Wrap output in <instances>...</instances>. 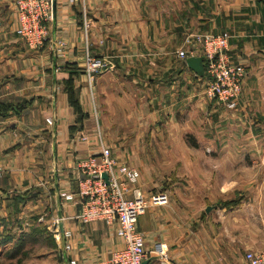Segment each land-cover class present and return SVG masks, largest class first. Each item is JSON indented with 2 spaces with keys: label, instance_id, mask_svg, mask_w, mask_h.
I'll list each match as a JSON object with an SVG mask.
<instances>
[{
  "label": "crops",
  "instance_id": "1",
  "mask_svg": "<svg viewBox=\"0 0 264 264\" xmlns=\"http://www.w3.org/2000/svg\"><path fill=\"white\" fill-rule=\"evenodd\" d=\"M17 29L16 0H0V103L7 108L0 114V264H96L122 247L116 227L71 220L80 208L59 197L77 192L75 161L97 152L78 136L95 134L97 122L112 156L139 171L145 198L169 197L138 220L146 264H163L152 253L156 243L167 251L165 264H245L243 252L264 251V0H55L41 49H29ZM224 33L232 62L245 68L234 111L209 100L207 77L185 62L196 48L190 37ZM86 49L112 67L92 89L83 73ZM180 50L189 56L179 58ZM211 109L224 136L234 132L241 141L237 147L188 144L204 138L188 125L200 116L208 125ZM176 155L193 157L180 158L186 179L160 170L158 159L171 164ZM244 190L249 195L239 197L233 215L216 220L205 207L200 218L195 206ZM57 218L73 232L68 253L53 236Z\"/></svg>",
  "mask_w": 264,
  "mask_h": 264
},
{
  "label": "built area",
  "instance_id": "2",
  "mask_svg": "<svg viewBox=\"0 0 264 264\" xmlns=\"http://www.w3.org/2000/svg\"><path fill=\"white\" fill-rule=\"evenodd\" d=\"M53 0H16L17 33L31 50L41 49L49 36L48 25L53 21ZM230 36L202 34L190 37L188 43L196 45L190 57H204L205 76L207 77L206 96L209 100L223 105L234 111L242 93L245 68L232 62L229 51ZM64 43H59V56L64 55ZM181 59L189 55L185 50L177 53ZM111 64L107 60H97L86 49L83 73L92 89L97 77L110 70ZM94 115L98 120V111L91 92ZM53 118L47 120L53 124ZM78 141L84 144H96L97 152L75 161L77 175V192H60L59 197L80 211L71 218L81 225L105 223L109 228H115V236L122 241V247L116 249L106 259L96 264H144L149 257L145 248L144 237L138 231L139 218L150 206H165L169 197L165 193H157L146 199L137 187L140 173L137 169L120 163L112 156L111 148L106 144L102 133L98 129L95 134H81ZM106 174L108 180L102 175ZM64 218H57L53 224V232L57 241L64 240V251L68 253L71 247L73 232L63 229ZM61 225V226H60ZM163 264L169 261L163 244L156 243L152 250ZM245 264H264V251H248L245 254ZM61 264H77L75 260H64Z\"/></svg>",
  "mask_w": 264,
  "mask_h": 264
},
{
  "label": "rangeland",
  "instance_id": "3",
  "mask_svg": "<svg viewBox=\"0 0 264 264\" xmlns=\"http://www.w3.org/2000/svg\"><path fill=\"white\" fill-rule=\"evenodd\" d=\"M83 27H84L85 35H86V38H87L88 37V32H89V22L86 20V18L83 19ZM92 57L95 58L94 56H92ZM97 60H103V59H97ZM211 111H212V109H211ZM215 114L216 113L212 111L211 115L208 117V121H209L208 125L206 124V122H207L206 119L204 120V123H202L203 116H200L199 119H197V117L195 118L194 121L196 122V124L193 126L192 130L190 129V127L188 125V128H189L188 131L192 132V131L196 130V132H198L200 134H203V136H204V138L199 139V140H194L192 138H189L188 139V144L191 147H196V146H200V147H202V146L222 147L223 146V147H227V148H231L232 149V148L237 147L240 144L241 141L234 139V136H233L234 132L228 133L227 137L224 136L223 129L222 128L220 129L218 121H217L218 117L217 116L215 117L214 116ZM229 127H230V129H232L234 127V125L229 126ZM207 132L210 133L211 136H208ZM113 141H115V140H112L111 142H113ZM247 142L249 143V141H247ZM198 143H199V145H196ZM197 157L198 156H195V159H197ZM180 158L187 159V160L188 159L193 160V157L189 156V155L188 156L176 155V156H174V158H172V159L170 158L171 159V162H170L171 164H165V163H163L162 160L158 159L159 165L161 166L160 170L161 171L163 170V168H162V166H163V167H165V170L168 171V173L170 174V176L172 178H178V177L182 176L183 179H186V176H190L191 173L182 172L181 171V169L184 166V163L180 161ZM156 167L158 168V166H156L155 164H152V169L153 168L156 169ZM263 174H264V172L260 169L259 172H258V175L262 176ZM137 187H138V185H137ZM164 187L167 188L166 185H164ZM211 192L214 193V191H211ZM249 192H250V190H248V191L244 190L241 193L242 195L239 194V193L238 194L230 193L228 195L230 197L225 199V201L210 203V204H206V205H197L195 207H200L202 209V211H201V213L199 215L200 218L203 217L205 214H207L206 211H207V208L209 207L210 208V213L209 214H211L212 217L217 216V218H216V220H217L220 215H221V217H223L224 213H226V212H227V214L235 212L236 208L240 205L239 197H245V196L249 195ZM214 195H215V198H216L217 197L216 196L217 193L216 194L214 193ZM236 197H238V198H236ZM205 207H207V208H205ZM198 209L199 208H196V212L199 211ZM229 215H233V214H229ZM211 221L210 222L212 223V225L215 226L214 228L217 229L218 225H217L216 221H214V220H211ZM232 221H234V220L232 219ZM53 224H51L52 232L54 230ZM244 231L246 233H248L250 231L249 224H248V227H246V229H244ZM53 236H54V232H53ZM246 253L247 252H243L242 253L243 257H245ZM2 263L5 264L4 262H2Z\"/></svg>",
  "mask_w": 264,
  "mask_h": 264
},
{
  "label": "water",
  "instance_id": "4",
  "mask_svg": "<svg viewBox=\"0 0 264 264\" xmlns=\"http://www.w3.org/2000/svg\"><path fill=\"white\" fill-rule=\"evenodd\" d=\"M53 9L55 12V0L53 2ZM188 68L192 70L197 76L204 77L205 75V64H204V57H189L185 60ZM104 180H108V176L106 174L102 175ZM146 264V262L144 263Z\"/></svg>",
  "mask_w": 264,
  "mask_h": 264
},
{
  "label": "trees",
  "instance_id": "5",
  "mask_svg": "<svg viewBox=\"0 0 264 264\" xmlns=\"http://www.w3.org/2000/svg\"><path fill=\"white\" fill-rule=\"evenodd\" d=\"M74 69H75V68H74ZM66 70H68V69H66ZM74 71H77L78 73H79V71L82 72V70H80V69L78 70V68H76ZM69 80H70V79H68V80L66 79L65 82H66L67 84H69V82L71 81V80H70V81H69ZM70 83L72 84V82H70ZM69 93H70V96H71V91H69ZM72 105L75 107L76 110H78V108H77V106H76L75 103L72 102ZM3 108H4V109H3ZM4 110H5V111L7 110L6 106H4V104H1V103H0V114H2ZM81 112H82V113L78 115L79 119H83L84 117H86V114H84L83 111H81ZM5 113H6V112H5Z\"/></svg>",
  "mask_w": 264,
  "mask_h": 264
}]
</instances>
